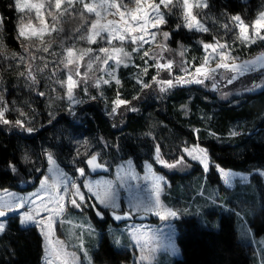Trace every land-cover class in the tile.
<instances>
[{"label":"trees","instance_id":"1","mask_svg":"<svg viewBox=\"0 0 264 264\" xmlns=\"http://www.w3.org/2000/svg\"><path fill=\"white\" fill-rule=\"evenodd\" d=\"M208 2L210 7L204 14L224 23L228 22L225 13L227 16L240 14L250 23L264 10V0ZM0 10V44L4 49V52L0 51V96H3L9 109L6 113L9 120L24 119L25 128L34 129L28 133L20 128L0 125V188H22V182L31 187L37 183L48 164L46 151L52 152L58 162L74 175L79 174L76 172L78 167H85V173L88 172L89 167L84 161L96 153L100 154L99 161L108 160L105 165L110 169L119 160L132 157L140 170L148 160L162 170L155 159L154 148L157 144L161 148V158L168 162L183 155L184 147L199 143L222 167L242 171L264 169V89L246 93L242 97L233 96V99H241L236 104L232 103V98H222L196 83L178 85L170 93L162 94L159 86L152 81V77L157 75L155 67H149L148 74L141 76L144 83L151 85L142 89L136 82L141 66L129 65L119 70L120 86L113 80L99 89L91 86L87 93L81 87L77 94L78 103L72 105L65 97L55 98L51 88L45 87L50 74L48 71L46 75L33 72L36 84L27 79L28 64L32 65L33 70L38 66L37 60L33 59L36 51L29 49L26 53L24 47L27 44L18 38L20 15L14 8V0H0ZM167 13V23L163 29L172 33L168 43L171 49L177 50L183 46L186 60L190 63L195 58L198 64L205 54L200 42L213 41L218 34L215 27L212 25V30L206 33L189 31L183 27V9L180 6L172 7ZM177 25L181 27L177 28ZM61 27L63 31L58 39H70L77 33L76 29L82 28L76 14L64 18ZM29 46L33 48L34 45ZM236 49L249 56L258 49H264V42ZM20 57L24 58L23 61ZM135 59L144 64L137 55ZM42 61L48 65L50 60L45 56ZM255 75L258 80L260 73ZM174 76L173 72L169 75L167 71H161L157 79H171ZM118 89L121 98L131 101L135 111L122 107L117 115L109 114L111 101L116 98ZM40 92L44 95L40 96ZM59 94L66 96L62 89ZM209 96H214L217 101L207 99ZM184 105L189 106L188 110L184 109ZM20 112L25 116L21 117ZM233 130L239 134L231 136ZM77 152L81 155L77 156ZM24 155L29 157L27 161L22 159ZM9 163L16 165L15 174L9 170ZM201 171L199 186L206 180H203ZM174 176L178 179L185 177L179 173ZM208 179L218 184L221 182L216 170L211 171ZM189 199L184 192L178 194L174 202L183 200V205L188 207ZM262 214L264 211L251 220L255 234L264 233ZM233 215L221 216L219 228L211 227V224L210 227L203 225L198 216L177 219L182 255L175 260V264H259V250L251 240L241 239L237 216ZM42 255L43 237L38 229L22 227L18 218L14 217L0 236V264H42ZM95 256L102 262L122 264L130 261L132 250L117 248L104 233Z\"/></svg>","mask_w":264,"mask_h":264},{"label":"snow or ice","instance_id":"2","mask_svg":"<svg viewBox=\"0 0 264 264\" xmlns=\"http://www.w3.org/2000/svg\"><path fill=\"white\" fill-rule=\"evenodd\" d=\"M136 8L129 10L127 5L123 4L122 0H14V8L21 14H25L27 23L22 20L18 25V38H23L26 41L40 42L41 50L44 53H49L51 48V41H46L45 36H51L53 32L59 35L63 31V28H58L57 24L60 23L66 17H72L76 14L81 21V27L85 29V34L79 36L80 40H85L89 45L96 44L98 41H105L112 47H100L99 49L76 48L75 44L65 47L63 41H61L60 47L62 52L59 54V59L56 60V64L63 65L64 69L68 71L66 81H57L61 87H66L65 95L70 104L75 105L78 101L75 98V89L79 88L81 84L87 85L90 79L89 74L85 71L83 74L80 72V68L83 64L88 70L93 68L94 63L99 62L101 64V71L109 77L104 79L100 77L95 80V87L100 88L101 85H109L112 81H115L117 86L121 85V81L116 75V70L123 66L129 67L131 61V53L124 50L121 47L113 46V41L119 42L120 45H124L126 42H130L133 47L132 52L139 53L145 44L151 45L155 42L157 34L160 33L162 25L166 24L165 12L162 9L171 11L172 7L177 5L183 9L184 24L183 27L189 31L209 32V28L198 19V15L194 14L193 9H208L210 7L208 0H134ZM146 5V7H145ZM123 9V10H122ZM34 13V18L38 21V25L33 23L31 14ZM108 15L119 16V19H107ZM228 22L222 25L226 32L236 31L238 39L242 44L251 45L257 42H264V11L258 14V17L246 23L240 14L233 16H227L224 14ZM51 18L52 24L49 26L48 18ZM2 23V20H0ZM181 25H177V28ZM77 32L80 29H76ZM163 38V42L156 45L158 51H153L150 47L149 50L143 52L141 59H144V67L141 69L140 74L136 78V82L141 85L142 89L151 87L150 84L144 83L141 76L147 75L149 67H155L157 75L152 77V81L159 86V91L164 93L169 89L178 85H186L191 83L204 84L206 80L212 81V88L218 89L220 87V81L225 80L228 85L233 84L239 77L244 76L247 72L256 71L257 65L259 68H264V53L254 60H244L241 63H236L239 59L237 56L232 55V50L228 43H220V41L213 37L214 43H204L201 41L202 47L205 51L203 59L196 64L195 58L193 62L189 63L186 60H182L178 65L183 75L174 76L171 79L158 80L161 71H167L169 75L172 74V70L175 61L168 59L164 56L165 52H170L171 49L167 47V41L171 37L172 33L164 31L160 33ZM183 49V46H181ZM0 51H3L0 48ZM24 51L27 53L29 49L24 47ZM184 51L180 52L181 57L184 56ZM53 57L57 56V53H50ZM100 54H103L102 56ZM85 57L87 62L84 63ZM23 57L20 60L23 61ZM35 59V57H33ZM154 61V64L149 65L148 60ZM215 62V67H211V63ZM109 61H112L114 67L109 70ZM163 61V62H162ZM139 68V65H135ZM47 67V63H45ZM194 69V70H190ZM34 71L42 72L43 69L33 70L32 65L29 63L27 67V79L32 84H36V76ZM231 74L230 76L228 74ZM25 75V73H21ZM77 77L76 79H74ZM219 76V79L217 77ZM253 87H264V85L253 84ZM248 90V89H245ZM85 93L88 88L84 87ZM229 93L225 92L223 95L227 96ZM40 96L44 93L40 92ZM102 95V93H101ZM96 97H92L95 99ZM138 97H134L137 99ZM122 107H127L129 111H135L131 107V101L121 98L119 89L116 92V98L111 101L110 115H117L118 110ZM9 111L7 105L3 101V96H0V125H8L16 127L31 133L34 131L32 127L25 128L24 119H16L15 121L9 120L6 113ZM20 116L24 117L25 113L20 112ZM198 132V130H196ZM239 133L233 130L230 135L236 136ZM182 152L193 161H198L204 171H208L210 168V158L208 156L207 149L201 148L197 145L195 148L184 147ZM156 161L169 169L175 168L178 165L188 167V163L185 160V155H180L174 163L161 158V148L157 144L154 148ZM46 159L50 167L49 172H58V168L51 166L56 165V160L53 158V153L50 151L45 152ZM81 153L77 152V156ZM87 155V154H85ZM99 153L92 154L87 158L84 163L92 171L97 169H104L106 165L98 162ZM23 160L27 161L29 157L24 155ZM75 163V161H73ZM219 174L223 177L225 183H231L232 178L235 176L231 171H226L219 164H214ZM147 167L151 170L152 165L148 164ZM8 168L12 173L17 172V167L14 164L9 163ZM39 171V169H36ZM76 172L79 175H85V167L76 168ZM264 175V173H261ZM63 175V174H61ZM129 179H136L134 175H129ZM243 178V177H242ZM163 177H154V199L147 203L137 201L132 204L129 211L118 214L117 210L120 209V203L118 202L117 194L113 187L112 181L104 182V187L101 188L99 184L93 185L88 181L83 183V188L87 190L88 198L86 199L85 193L81 191V185L77 184L73 180L68 179L66 176L63 178V191H59V184H48V177L44 176L40 180L41 190L45 192V196L40 195V191L33 193L29 197H12L9 201L4 202L0 200V234H3L7 228V221L16 216L19 219L21 226H36L41 229L42 235L48 237L50 230L55 222L54 218L61 216L66 206L70 205L74 209H81L87 205L96 211L98 217H103V212L97 205L104 208L112 209L111 215L115 220H122L132 215V212L137 213H153L162 220H167L169 217L175 218L180 213L170 207L164 205L159 196L161 181ZM55 189L54 192L49 191ZM7 192V189L4 190ZM95 201L93 203L92 201ZM66 202V203H65ZM31 205V207H27ZM47 213V215H42ZM143 235H147L146 233ZM132 237L136 240L138 246L141 247L143 252L145 245H140L139 230L134 229L132 231ZM118 243V241H117ZM149 259L147 255H141V262Z\"/></svg>","mask_w":264,"mask_h":264},{"label":"rangeland","instance_id":"3","mask_svg":"<svg viewBox=\"0 0 264 264\" xmlns=\"http://www.w3.org/2000/svg\"><path fill=\"white\" fill-rule=\"evenodd\" d=\"M122 2L123 4L127 5L129 10H134L137 7L134 0H122ZM156 2L158 3L159 0H156ZM205 10L206 9H203L201 11L194 8L193 12L194 14L199 13L198 19H201V22L209 28V31L212 30V25L215 27V31L218 33L216 38L220 41V43H224L226 41L232 50V55L239 57L236 63H241L244 60H254L264 53V49H258L249 56H245L244 53L239 52L236 48L240 49L245 45L236 39L238 33L236 31L226 32L222 27L224 24L223 20L213 19L211 16L205 15ZM162 11L165 12V20L167 21V9H162ZM258 14L254 20L258 17ZM19 15L18 25L22 20L24 23H27L25 14L19 13ZM29 18H32L33 23L39 26L38 21H36L34 18V13H32L31 17ZM107 19L118 20L119 16L108 15ZM0 20H2L1 10ZM245 22L248 23L246 20ZM48 23L49 26H51L52 20L50 17L48 18ZM1 25L2 23H0V29L2 27ZM164 25L161 26L160 33L168 31L163 29ZM57 27L62 28L61 22L57 24ZM160 33L157 34L156 40L153 44H145L139 53L132 52V49L135 46L130 42L120 45L119 42L113 41V46H122L125 51L131 53V61L129 62V65H139L141 68H143L144 64H140L135 59L136 55L144 62V59H148L147 57L141 59L144 51L149 50L150 47L153 51H158L156 45L163 42V38ZM82 34H85L84 28H80V31L70 39H58L59 35H57L55 32H53L51 36H45L46 41L50 40L52 42L49 53H44L41 50L40 42L38 40L26 41L22 38L23 42L27 44L28 49H33L36 51L35 59L37 60L38 66H35V68L43 69L42 72H39L41 75H46L47 71L50 73L47 76L48 82H46L45 87L51 88L55 98L61 99L65 97L67 99L66 96L59 94L60 89L66 92V87H61V85L57 83V81H66L68 75V71L64 69L63 65L58 66L56 64V60L60 58L59 54L62 52L60 47L61 41H63L65 47L75 44L76 48L78 49L87 47H91L93 49H99L100 47H112L102 40L98 41L96 44L89 45L87 41L79 39V36ZM32 42H34V44H30ZM203 42L214 43L215 41L213 40ZM166 43L167 47L171 49L170 45L168 44L169 39ZM29 45L34 46L32 48V46ZM253 45L255 44L246 46ZM1 46L2 45L0 44V48H2ZM182 50H184V48H179L177 50L171 49L170 52L164 53L166 58L175 61L172 72L176 76L183 75L180 68L178 67L182 60H186L185 51L183 57L180 55ZM52 52L57 53V56L53 57L50 54ZM100 55L102 56L103 54ZM45 56H48L50 60L47 67H45L44 62L42 61ZM87 59L88 58L85 57L84 63L87 62ZM215 62L216 61L214 60L210 66L215 67ZM148 63L149 65H152L154 64V61L152 60L151 62V59H149ZM262 63H264V61H262ZM113 67V62L109 61V70H111ZM121 67L116 70L117 76ZM100 69L101 64L99 62L94 63L91 70H88L82 64L80 68L81 74L87 71L90 79L88 80L87 85L81 84L79 88L75 89V98L77 101L79 100L77 94L81 87H95V80L100 77L109 79L105 72L101 71ZM257 69L258 70L256 71L247 72L244 76L239 77L231 85H228L225 80H221L220 87L218 89L212 88V81L210 80H206L204 84L199 85L205 86L208 90L216 92L222 98L231 99L233 96L242 97L241 95L246 93L264 89V87L252 86L253 84L264 85V68H259V65H257ZM257 73H260V78L258 80H256L255 75ZM228 75L230 76L231 74L229 73ZM76 78L77 77L74 75V79ZM217 79H219V76ZM103 86L104 85H101V87ZM172 90L173 88L162 94H168ZM225 92L229 94L227 96L223 95ZM207 99L211 100L212 102L217 101L214 96H209ZM240 100L241 99L239 98H235L232 100V103L236 104ZM188 108V105H184V109L188 110ZM197 145L201 148L207 149L199 143L192 144L188 147L195 148ZM207 152L211 161L210 168L207 172L204 171L203 166L198 161H193L184 153H182L185 155V160L190 162V164L187 162L189 165L188 167L178 165L175 168L169 169L157 162L158 166L162 168V170H159L154 162L148 160L144 163L143 169L140 170L134 159L129 157L119 160L117 163L113 164L111 169L107 166L104 169H97L96 171H92L90 168H88V172H86L84 176L79 174L74 175L73 173L67 171L58 162L57 158L53 154V158L56 160V165L51 167L58 168V172H49L48 168L50 165L47 164L46 170L42 177L31 187L27 186L28 183L22 182V188H0V200L7 202L12 197H29L38 191H40V195L44 197L46 194L41 190L40 186V180L43 179L44 176L48 177L49 185L58 183L60 192L63 191V178L66 176L68 179L73 180L77 184L81 185V191L85 193L86 199L88 198V193L87 190L83 188V183L85 181L90 182L94 186L99 184L101 188L104 187V182L112 181L114 190L118 197V202L121 206L117 212L118 214H121L122 212L129 211L132 207V204H135L137 201L147 203L154 199V177H163L159 192L160 200L167 207L177 210L180 213L177 217H169L167 220H162L153 213H137L133 211L130 217L122 220H115L111 215L112 209L104 208L100 205H97V207L103 212L102 218L98 217L96 215V211L87 205L83 206L81 209H74L68 205L66 206L65 212L61 216L54 218L55 222L48 237L42 235L41 229L33 226L38 229L43 237L42 264H111L110 261H99L95 256V251L100 247L104 233H107L111 242L117 248H127L132 250L130 261L123 262L122 264H175V260L180 258L182 255V250L178 241L179 229L176 224L177 219L181 218L182 216H198L203 225L210 227L211 224V227L214 226L219 228L221 216L230 213L234 214L233 216H237L236 223L241 234V239H244L245 241L251 240V242H253L257 250H259V264H264V233L255 234L251 225L252 218L261 213V211H264V175L261 174L264 173V169L256 168L251 171H242L236 170L234 168H225L219 164L226 171H231L235 174L230 184L225 183L218 170L212 166L218 163L212 159L208 149ZM98 162L105 164L108 163V160L105 161V159H103V161H99L98 159ZM174 162L175 160L169 163ZM148 164L152 165L151 170H149L147 167ZM195 165L200 167L198 171H196L198 167ZM200 170L203 172V180L206 179L204 181L205 183L201 184V186H199L201 180L199 179ZM212 170H216V172L219 174L221 179L219 184L208 179V175ZM178 173L184 175L185 177L183 179H178L177 176H174V174ZM129 175H134L136 179H129ZM5 189H7V192L4 191ZM49 191L54 192L55 189H50ZM197 191H199V193H197ZM184 192L186 193V197L191 198L189 201H187L188 207L183 205V200L174 202V199L178 196V194H183ZM195 192L197 194H195ZM92 202L95 203L94 200ZM27 207H31V205H27L26 209ZM42 215H47V213H42ZM261 216H264V214ZM14 217L16 216H12V218L7 221V228ZM134 229L139 230L140 245L146 244L143 252L141 251V247L138 246L136 240H134L132 237V231ZM145 233L147 235H143ZM1 235L2 234H0V236ZM142 254L149 256V259L141 262L140 257Z\"/></svg>","mask_w":264,"mask_h":264}]
</instances>
